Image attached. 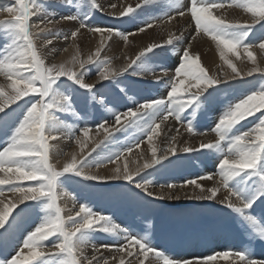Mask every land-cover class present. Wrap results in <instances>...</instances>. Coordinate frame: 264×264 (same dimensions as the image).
<instances>
[{"label":"snow or ice","instance_id":"1","mask_svg":"<svg viewBox=\"0 0 264 264\" xmlns=\"http://www.w3.org/2000/svg\"><path fill=\"white\" fill-rule=\"evenodd\" d=\"M236 7L251 13L254 18L252 24L241 25L229 23L225 19L213 14L212 9L224 7L225 0H188L182 4L176 0L173 7L162 14L153 13L157 3L163 0H141L135 6L126 4L119 12L109 13L116 18H127V23L137 26L138 32H145L157 22H170L177 16L183 17L186 13L190 16L195 35V40L201 33L210 36L219 48L220 58L232 69L234 75L226 73L221 79L217 75H209L206 68L201 65L199 55H193L187 44L182 52L180 61L173 68L167 67L163 60L154 65L148 61L158 57L167 47L173 52L179 51L185 43L183 32L178 36L169 35L162 43H152L123 67H113L108 59H101V51L104 47H98L94 55H89L86 60H80L78 56L67 63L46 64L45 57L41 54L40 47L53 44V38L75 39L80 29L87 28L93 33L103 35L105 31L121 37L127 41L129 35H135L127 30L115 28H101L90 25L87 22L89 13L83 12L74 3V0H55V3L63 7L75 6L78 14L57 16L52 0H12L10 6L0 8V16L6 14V18H0V75L10 81L11 94L0 86V131L4 134L0 144V197L5 195V189L16 197L14 202L5 204L0 200V229L8 231L16 227L9 221L13 210L24 204L16 216H21L29 209H38L43 213L41 222L29 231L22 240V247L10 260H0V264H109V258L103 257V251L119 254L112 255L113 261L118 259V264H214L218 257L227 260L234 255L239 264H264V259H257L249 250L255 240L264 243V85L253 89L239 98L238 102H231L218 117V122L206 130L194 127V116L203 105L210 102L216 93L220 91L221 84H227L229 80H236L243 75L252 76L256 72L264 70L254 67L246 73L237 69L236 65L228 59L229 53H235L239 58L238 48L247 52L248 58L255 64L254 53L250 50L253 42L248 41L250 31L254 24L260 23L264 29V0H232ZM90 11H102L97 0H88ZM115 9L116 4H111ZM143 13V15H142ZM43 17L39 22L32 23L34 16ZM78 21L79 26L69 34L62 31H53V25L59 21ZM38 41L43 44L38 47ZM259 48L264 49V36L261 37ZM67 51V48L63 49ZM160 50V51H158ZM53 52L56 49H52ZM79 65V70L76 65ZM97 66L98 81H109L119 87V78L125 73L134 77L150 76L149 80L141 79L140 83L147 95L141 100H135L125 111L107 109L111 114L115 127L114 131L122 129H139L147 136L151 143L153 136L160 132L161 124L173 118L175 121L186 123L187 131L192 134L205 135L207 131L216 134L215 143H201L199 149L184 147L183 153L207 150L217 156V172L199 176L196 179L185 180L181 184L166 182L159 184V195L148 190L147 185L151 181L141 178L135 179L145 169H151L156 165L165 167L164 161L171 163L170 156H175V137L168 148L158 150L152 147V159L146 160L142 165L130 171L127 162L123 170L117 167L111 176H102L91 171L109 162L118 160L125 151L122 147L119 151L111 153L101 160L89 162L85 159L77 161L75 154H71L69 162L58 168L51 162L50 153L53 149L51 141H57L61 135L68 139H74L77 145H82L81 136H89L90 127L76 110V98L74 93L78 89L85 90L87 102L95 101L93 93L95 83H86L85 76L88 69L85 65ZM171 71V75L169 74ZM66 78V79H61ZM264 79V76H262ZM71 82V83H69ZM194 82V83H192ZM168 89L167 98L152 97V86ZM195 88L193 92L191 89ZM63 89V90H62ZM211 89V91H210ZM120 92L125 93L124 88ZM207 94V95H205ZM31 96L32 99L25 100ZM101 102L103 98L101 97ZM131 99V97H129ZM24 100L23 104L17 103ZM16 104L15 108L11 105ZM11 108V111L6 109ZM191 109L188 116L185 113ZM259 112L256 121L247 129L238 128L242 121ZM61 116L74 118L73 123H67ZM122 118L125 123H122ZM102 120L97 129H103L109 136ZM179 129H177V132ZM107 138V137H105ZM86 146V145H85ZM98 146V145H97ZM139 146V141L129 143L126 150L130 153L134 147ZM95 151V148H93ZM219 176L216 186L205 189L197 179L212 180ZM79 178V180H77ZM111 180L125 181L134 184L148 197L154 199L179 200L181 197L175 194V190L193 185L191 195L184 193L186 199L196 201H217V195L224 189L227 195L219 199V203L230 210L233 222L240 228L242 234L248 237V248L241 247L234 252L232 250L214 252L205 256H193L191 258H175L165 251L159 250L147 235H138L128 227H122L116 223L112 216L93 210L86 202H81L74 214L60 204V199L68 193L63 191L66 182L76 181L105 183ZM24 182H35L26 184ZM199 189V193L195 191ZM168 190V191H166ZM33 202L26 204L25 202ZM76 197H73V208H76ZM259 208V212H257ZM15 220V217H13ZM7 224V228L5 225ZM104 234L115 241L114 244H96V238ZM50 237L55 240L45 245ZM91 246L93 254H85ZM28 249L25 253L23 249Z\"/></svg>","mask_w":264,"mask_h":264},{"label":"rangeland","instance_id":"2","mask_svg":"<svg viewBox=\"0 0 264 264\" xmlns=\"http://www.w3.org/2000/svg\"><path fill=\"white\" fill-rule=\"evenodd\" d=\"M124 1L127 2V4H132L133 6L141 2V0H124ZM40 2H44V0H40ZM52 2L55 6V11L57 16H59L60 14L61 15L78 14L77 7L75 6L65 5L63 7H60L58 4L55 3V0H52ZM180 2L182 4H187L188 0H180ZM74 3L81 9V11L89 13L87 22L90 25L105 29L115 28L122 31L124 30H127L129 32L134 31L133 33H135V35H129L127 41L123 40L119 36L116 37V35L114 36L112 35L110 39L107 38L106 43L104 42L103 48L105 49L104 50L102 49L100 58L110 60L112 62V66L114 65L116 66L115 60H117L116 57H118L119 54L115 50L117 46L119 45L123 46L122 53L126 55L127 57L126 60L131 61L132 59H135V56L139 54L138 52L143 50L141 48H143L145 44L141 46L140 44L142 42L146 43V41H150L151 39L160 40L166 36V33L160 31V27H161L160 22H157L158 24H155L154 27L148 28L146 29L145 32L141 33L137 31V26L135 24L126 22L127 18H116L110 15L109 14L111 8L110 5L114 4L112 0H109V7L104 6V4L101 1L97 0V3H99L100 5L103 4V6H101V8L103 7L102 8L103 10L95 11V12L90 11L88 7V0H74ZM175 3L176 0H163V3H157L155 5L153 9V13L160 15L162 14L163 11H167L169 8L173 7ZM11 4H12V0H0V8L4 6H10ZM116 5L119 8L120 1ZM224 7L244 10L242 8L236 7L235 4L232 2V0H225ZM118 8L115 9L117 10ZM115 9H113V11L117 12L115 11ZM216 12L219 15L218 17H222L229 23H236L233 20L226 19L224 16H222L223 14L221 12L219 11ZM186 15L190 19V16L187 13ZM37 16L33 17L35 20L32 18V23L35 24L39 22L41 19H43V17L39 15L37 20L36 18ZM5 17L6 14L4 15V17L0 16V18H5ZM179 20L180 19H178V21ZM61 22L55 23L52 26L53 31H62L66 34H69L72 31L76 30V28L79 26L78 21L67 22L65 20ZM164 23H168V22H164ZM252 23L253 22L238 23V24L246 25ZM261 23H264V20H261ZM171 30L168 36H166L167 39L169 38V35L178 36L183 32L181 25L180 24L178 25V23L176 26L174 25L173 29ZM106 34L109 36V33L107 31L103 33V35ZM193 34H195L194 30L190 36H186V34L184 33V37H185L184 45H187L192 42L191 36ZM200 36L206 37L205 39L210 38V36L208 37V35L204 33H201ZM262 36H264V29L260 27V23H256L253 25L250 31V35L248 37V41L246 42H253V47L259 48V42ZM112 39L114 42L115 41L116 42L114 43ZM71 41L72 39L65 40L63 38H53L52 45L46 47H40V45L43 44V41H38V47H40L41 54L44 57L46 56L45 60L48 64L49 63L60 64L62 62L67 63L71 61L74 56H78L80 60H86L87 59L86 55L87 56L90 55L89 50L86 48V42L77 41L76 48L71 49L72 48L70 47ZM123 42H125L124 45ZM128 45L131 47H128ZM212 45L214 46L216 45V43H214L213 41ZM181 46H180L181 49L179 48L180 51H176V52H173L170 46L165 48L163 51H161L160 56L154 57L153 60L148 61V64L154 65L159 61L163 60L167 67L173 69L180 61L183 52ZM53 48L56 49L55 52L52 51ZM65 48H67V51L63 50ZM86 49L88 51L84 53ZM125 49H128L129 51L127 52L125 51ZM238 49H242V47ZM105 51H108L109 53H111V55L108 56L107 54H105L106 53ZM239 52L243 53L242 51ZM197 55H199L201 65L207 69L209 75L219 76V74L225 73L224 70L222 69L220 71L217 70L218 72H220L218 73L217 71L211 70V68H209L208 63H206L209 62V56L207 53L204 54L203 52H198ZM111 56H116V57H114V59L111 60L110 59ZM59 57L60 59H58ZM122 62L125 63L127 61H122ZM246 64L247 62H243V66L241 65L240 67L242 73H246L248 70L255 67L254 65L249 66ZM85 67L88 69V72L85 76V82L86 83L94 82L96 84L95 89H93V93L96 95L97 99L91 103H88L87 97L85 95V90L78 89V86H75L77 88V91L76 93H74V95L76 98V104H75L76 110L79 113L80 117L83 118V120H81L80 123L81 124L86 123L87 126L90 127V129H96L97 125L102 120L108 121V123H106L105 125L111 124L113 126L114 125L113 119L111 117V114L107 111V109H114L116 111H121V112L125 111L126 107L131 106L133 101L141 100L142 98L145 97V95H147L140 81L141 79L149 80L150 78H140V77L131 76L129 75L131 69H129V73H125L124 76L119 78L118 81L119 87H117L116 84L110 83L109 81H101L97 83L98 73H97L96 65L88 64L85 65ZM261 67L264 68V66ZM76 69L79 70L78 64L76 65ZM237 69L239 68L237 67ZM262 76H264V72H256L253 73L252 76L243 75V78L237 77L236 80H229L227 84H221L219 86L220 91L214 95V97L211 99L210 102L203 105L202 108L196 112L193 119H194V127L197 129V131L206 130L213 127L215 123L218 122V117L225 110V108L229 103L238 102L239 98L243 97L246 93H250L253 89L259 88L261 85H264V79H262ZM61 79L63 80L66 78H61ZM0 86H3L5 91L11 94V88L8 82L4 83V85L0 84ZM120 88H124L126 94L120 92ZM152 89H151L152 97L167 98L168 89L162 88V92L159 93H157V91L155 90L152 92ZM101 97L103 98L102 102L100 99ZM129 97H131V99H129ZM24 99L29 100L32 99V97L31 96L25 97ZM17 103L23 104L24 100L18 101ZM15 107L16 104L11 105V108H15ZM11 108L6 109V111H11ZM190 112L191 109H189L188 112L185 113V116L187 117ZM259 115L260 113L257 112L253 116L247 117V119L242 121L240 125H237V127L243 130H247L252 125V123L256 121V118ZM61 119L65 120L67 123L74 122V118L69 116H61ZM176 122L183 125L187 129L186 123H182L178 121ZM122 123H125V121ZM113 130L114 129L109 131L110 133H112L111 136H109L108 133H106L95 144H93V146L87 151V153L85 152L83 154L84 156L82 155L81 158L77 159V161H80L81 159H85V158L89 162L98 161L111 153L119 151L123 146L125 145L127 146L129 143H136L138 140L139 144H141L143 140L147 139L146 138L147 136L144 135L139 129L130 128L127 129V131L123 129L121 131H113ZM209 132L210 131H207L206 134H208ZM79 134L81 133L77 132V135ZM211 134H213V132H211ZM195 135H199V134H195ZM213 136L214 138L215 137L216 138L211 143H215L216 140L218 139L215 133L213 134ZM133 138H135L136 140ZM3 139H4V134L2 131H0V144H2ZM65 139L66 140L68 139L67 136L62 134L59 140L51 141L52 145L55 144L53 145V149L50 153V159L52 163H53V157L56 156L57 152L58 151L63 152L65 146L62 147V145H64L65 143L64 141H66ZM82 142H83L82 144L85 145L84 144L85 141ZM70 147L71 145L67 150L72 151L73 148ZM80 147H82V145ZM93 148H95V151H93ZM194 149H199V148L197 147ZM53 151L56 152V154L52 153ZM71 151L69 154L70 156H68L66 162H69L71 159V154L74 152V150L73 152ZM52 154L54 156H52ZM159 154L160 153H158V155ZM169 159L171 160V163H169L168 161L163 162L165 167L161 168V166L156 165L151 169H145L138 176H136L135 179L139 181L141 178H144L151 181L152 184L147 185V187L150 188L148 189L149 191L153 192V189L159 188L158 187L159 184H164L166 182L181 184L185 180L195 179L198 178L199 176L212 173L213 171H214L213 173L217 172L218 158L215 154L207 152V150L193 151L191 153H183L181 151L176 153L175 156H170ZM62 167L63 165L58 168H62ZM92 169L95 170V168ZM166 172L168 174H166ZM170 172L172 173L170 174ZM214 177H217L219 179L218 175H215ZM77 180H79V178H77ZM24 183L34 184L35 182H24ZM0 187H4V186H0ZM63 191L68 193L67 195H63V196L69 199V201L72 203H73V197H76V201H75L76 206H79L81 202H86L90 204L93 210L114 217L113 218L114 221L116 223H119L122 227H128L132 232L138 235H147L154 244L159 246V250L165 251L166 254H170L172 257L175 258H191L193 256H205V255L213 254L214 252H221L227 250H232L234 252L235 250H238L241 247L248 248V243H247L248 237H246L245 234H242L240 228H238L236 224L233 222V216L230 213V210L223 207L217 201L215 202V201L191 200L185 203L179 202L177 204L168 199L160 200V199H154L152 197H148L141 189L135 188L134 184L125 181H115V182L110 181L105 183H99V182L78 183L76 181H72V182H66L64 184ZM6 193H11V192L5 189V194ZM62 198L60 199V204L62 207H64V200ZM25 203L32 204L33 202L28 201ZM24 207H25L24 204L19 205L16 209L13 210L12 216L9 217V221L14 225H17L16 227L9 229L8 231H5V229H0V260H10L13 256H15L22 247V240L24 239L25 235L29 231L34 230V228L42 220L43 213L39 212L38 209H29L21 216H16V213L19 212L20 209ZM257 212H259V208H257ZM65 215L68 214H66L65 212ZM13 217H15V220H13ZM7 227L8 226L6 224L5 228ZM52 240H55V237H50L48 241L44 242L45 245H49L50 241ZM94 243L114 244L115 241L108 238L106 235L101 234L96 238ZM249 250L253 253L255 258L264 259V243H261L258 239L253 242ZM23 251L27 253L28 249L25 248L23 249ZM115 264L118 263L116 262Z\"/></svg>","mask_w":264,"mask_h":264},{"label":"bare ground","instance_id":"3","mask_svg":"<svg viewBox=\"0 0 264 264\" xmlns=\"http://www.w3.org/2000/svg\"><path fill=\"white\" fill-rule=\"evenodd\" d=\"M98 1H101L104 4V6L109 7V0H98ZM112 1H113L114 4H117L120 1V7L119 8L116 7V8H118L117 10L115 9V11H117V12L121 11L122 8H123V6H125L127 4V2H125L124 0H112ZM103 4H101V6H103ZM106 11H107V9H106ZM216 11L221 12L223 14L222 16H224L226 19L233 20L236 23H250V22H253L254 19H259L258 17L254 18L251 13H249V12H247L245 10H239V9H234V8H230V7H222V8H215V9H213L212 10L213 14L219 16ZM109 12L112 13L114 11H113L112 8H110V11ZM38 17H39V15L36 17L37 20H38ZM178 19H180V20L178 21ZM59 22H61V21H59ZM176 22L178 23V25L179 24L181 25L182 31L186 34V36H190L193 33V25H192V23H191V21H190V19H189V17L187 15H185L183 17L177 16L175 19L171 20L168 23H161L160 31L163 32V33H166V36H168L170 30L173 29L174 25L175 26L177 25ZM63 23H66V22H63ZM73 23H75V22H73ZM156 24H158V23H156ZM193 35H195V34H193ZM166 36L164 38L160 39V40L151 39L150 41H146V43L145 42L144 43L142 42L140 45L142 46L143 44H145L144 47H143V48H145L146 46H148V45H150L152 43H162L164 40L167 39ZM108 37L109 36L107 34L106 35H101L100 33H93L91 31H89L87 28H83V29H80L78 35L75 37V40L72 39L71 46L70 47H72L71 49H75L76 46H77V41H83V42H86V48L89 50V54L90 55H94L96 49L98 47H101V41L103 40V44H104V42L106 43V40H107ZM205 38L206 37L199 35V36L196 37L195 40H192L191 39L192 40V42L190 43L191 44V48L189 49L190 53L193 54V55H197L198 52H203L204 54L207 53L208 56H209V62H206V63H208V66H209V68H211V70H214V71H217L218 70V71H220L222 69V70H224V72L227 75H229V76L234 75V73L232 72V69L224 62V60H222L220 58L219 48L215 47L217 45H214V46L212 45L213 44V41L211 40V38H209V39H205ZM112 41H113V39H112ZM210 43H212V44H210ZM124 44H125V42H123V45ZM109 45H111V44H109ZM109 45H107V46H109ZM139 46H138V48H139ZM185 46L186 45H182L181 46L182 49H184ZM128 47H131V46L128 45ZM143 48H141V49H143ZM87 49L85 51L83 50L84 53L86 51H88ZM104 49L105 48H103V50ZM197 49H198V52H197ZM106 50H107V48H106ZM115 50L119 54H118V57L111 56V58H110L111 60H113L114 57L117 58V60H115L116 62L113 61L116 64V66L113 64L114 65L113 67H123L127 63H130L129 60H126L127 59L126 55H124L122 53V51H123V46L122 45L121 46L120 45L117 46V48H115ZM250 50L254 53L255 60H256V63L255 64L248 58L247 52L243 48L242 49H237V52H239V51H242L243 52V53L239 52V58L237 57V55L235 53H229L228 54V59H230L232 61V63H234L239 68L238 70H240V71H241V68L240 67H241V65L243 66V62H247L246 65H249V66L250 65H254L255 67H258L259 69L264 70V68L261 67V66H264L263 65L264 64V60H263V58H264V49L262 50V49H260L258 47H252ZM125 51L128 52L129 50L128 49H125ZM68 52H66V53H68ZM105 52H106L105 54H107L108 56L111 55V53H112L111 51H110L111 53H109L108 51H105ZM86 57H88V56L86 55ZM81 58H83V57H81ZM58 59H60V57ZM102 59H104V58H102ZM64 60H65V57H64ZM243 60H245V61H243ZM122 61H127V62L123 63ZM218 73H220V72H218ZM225 73L219 74V77L221 79H223V76H224ZM169 74L171 75V72ZM212 74H213V72H212ZM143 78H150V76H146V77H143ZM6 82H8L10 84V81H8L3 75H0V84H3L4 85V83H6ZM192 83H194V82H192ZM152 88H153L152 89V92L155 90V91H157V93H159V92H162V88L163 87H159V86L157 87V86L154 85V86H152ZM191 91H196V89L193 88V89H191ZM134 98H137V97H134ZM122 122H124V119L123 118H122ZM118 126L119 125H113L112 126L111 124L110 125L109 124L105 125V127H107L109 131L112 130V129H114L115 127H118ZM177 129H179L178 132H177ZM105 134L106 133L104 132L103 129H99L98 130L97 128L96 129H90L89 136L87 138H84L82 136V133L79 134V136H81L82 141H85L84 144L86 145L85 146V145L82 144V147H80L81 145L80 146L77 145L74 139H67V140L65 139L66 141L63 140L65 142L64 145H62V147L65 146V148L63 149V152H59L58 151L57 154L54 151L52 152V153L56 154V156H54L52 154V156H54L53 157V163L54 164H57V162L59 161V163L57 164V166L58 167H61L63 165V163H65L67 161L68 156H70L69 154H70V151H71V150L69 151L67 149L69 148L70 145H71V147L74 150V152H73V150L71 151V152H73L72 154H75L76 157H77V159L81 158L82 155L85 152L87 153V151L93 146V144H95ZM213 134H211V132H209L208 134H205V135H194L192 133H189L187 131V129L183 125L177 123L172 118H169L168 121H166L163 124H161L159 134L156 135V136H153V139H152L151 143L148 141V139H145V140H143V142L141 144H139L138 147L133 148L130 153L126 150V145H125V146H123L125 148L124 154L118 160L109 162L106 165L99 167L98 169L97 168H95V170L91 169V171L96 172V173H98L99 175H102V176H111V175L114 174V170L117 167H120L123 170V167H124L125 162H127L129 170L130 171H134L137 166L142 165L146 160H151L152 159V151H151V149H152L153 146H155L157 148V150H158L157 154H158V153H160V151H159L160 149L168 148L170 146V144L172 143V140H171L172 137H175L176 138L175 139V147L177 148V153H178V152H181V149L184 148V147H191V148L194 149V148H197V147L199 148V145L202 142L203 143H211V142H213L215 140V138H216V137L214 138L215 135L213 136ZM140 135H142V134H140ZM133 139H135V138H133ZM133 139H131V140H133ZM53 145H55V144H53ZM77 146H78V148H77ZM54 149H55V147H54ZM55 151H57V150H55ZM171 173L172 172H170V174ZM166 174H168V173L166 172ZM0 176H3V173H0ZM217 180H218L217 177H213L212 180L204 179V180H197V182L200 183L205 189H208V188H211L213 186H216V181ZM112 181L115 182L117 180H111V182ZM108 182H110V181H108ZM148 189H150V188H148ZM193 189H194V186L193 185H188L187 187H185L183 189H177V190H175V194L176 195H179L181 198L179 200H171V199H168V200H170L172 202H175L177 204L179 202H184L185 203V202L191 201L192 199H186L185 198L184 193L186 192V193H188V195H191L192 192H193ZM166 191H168V190H166ZM195 191L197 193H199L200 190L199 189H195ZM153 193L155 195H159L160 188L153 189ZM226 195H227V192L224 189H221V191L217 195V202L219 201V199L223 198ZM15 199H16V197H14L12 193H6L3 197H0V200H3L5 204H8L10 202H14ZM62 199L64 200V207L66 209H72V212L71 213H69V212L66 211V214H74V212L76 210H78L79 206H76V208H73V203L70 202L69 199H67L64 196H63ZM0 208H2V205H0ZM85 254L88 255V256H91L93 254L92 249H91V246L88 249H86ZM180 254H181V252H180ZM112 255H117V257L119 259V254L114 253V252H110V251H103V257L109 258V264H115L116 262L118 263V259L116 261L111 260L110 257ZM124 258H125V264H127L128 259H130V258H128L126 256V254H125V257ZM133 264H136V262L133 261ZM153 264H156V262H153ZM214 264H239V261H237L236 258H235V256L232 255L227 260L218 257L217 261L214 262Z\"/></svg>","mask_w":264,"mask_h":264}]
</instances>
